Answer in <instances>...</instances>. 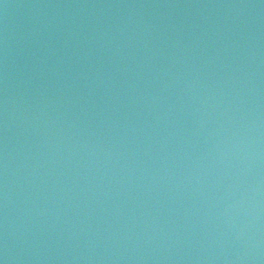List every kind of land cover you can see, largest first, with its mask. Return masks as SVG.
<instances>
[{"label": "water", "instance_id": "95a60500", "mask_svg": "<svg viewBox=\"0 0 264 264\" xmlns=\"http://www.w3.org/2000/svg\"><path fill=\"white\" fill-rule=\"evenodd\" d=\"M0 264H264V0H0Z\"/></svg>", "mask_w": 264, "mask_h": 264}]
</instances>
